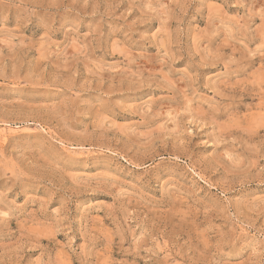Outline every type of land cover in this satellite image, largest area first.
<instances>
[{
  "label": "rangeland",
  "instance_id": "obj_1",
  "mask_svg": "<svg viewBox=\"0 0 264 264\" xmlns=\"http://www.w3.org/2000/svg\"><path fill=\"white\" fill-rule=\"evenodd\" d=\"M0 264H264V0H0Z\"/></svg>",
  "mask_w": 264,
  "mask_h": 264
}]
</instances>
